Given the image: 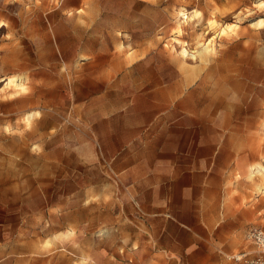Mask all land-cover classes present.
Segmentation results:
<instances>
[{
	"label": "rangeland",
	"instance_id": "1",
	"mask_svg": "<svg viewBox=\"0 0 264 264\" xmlns=\"http://www.w3.org/2000/svg\"><path fill=\"white\" fill-rule=\"evenodd\" d=\"M20 1L0 9V191L5 180L45 195L43 231L62 245L50 251L73 264L121 261L98 215L114 210L109 195L125 213L102 140L112 148L128 115L168 144L202 131L232 146L224 208L255 253L245 233L264 228V0ZM63 214L69 232L51 228Z\"/></svg>",
	"mask_w": 264,
	"mask_h": 264
},
{
	"label": "crops",
	"instance_id": "2",
	"mask_svg": "<svg viewBox=\"0 0 264 264\" xmlns=\"http://www.w3.org/2000/svg\"><path fill=\"white\" fill-rule=\"evenodd\" d=\"M37 1L23 4L29 7ZM3 2L0 0V9ZM182 115L183 121L191 119ZM148 121L125 115L113 147L102 140L105 153L114 159L117 195L125 213L115 195L101 198L114 202V210L100 205L99 231L114 234L109 254L121 260L101 263H231L226 256L243 251L244 246L242 221L233 218V210L224 208L228 173L233 167L232 146L222 145L218 136L202 131L174 135L168 144L161 131L147 128ZM7 182L3 181L0 191V264H73L67 254H53L47 247L52 241L57 247L62 245L58 239L48 241V231H43L50 210L42 203L45 195L27 193L17 182ZM103 187L107 188L105 182ZM33 199L37 205H27ZM52 220H57L53 230L69 232L67 214ZM252 226L261 227L251 225L246 231Z\"/></svg>",
	"mask_w": 264,
	"mask_h": 264
},
{
	"label": "built area",
	"instance_id": "3",
	"mask_svg": "<svg viewBox=\"0 0 264 264\" xmlns=\"http://www.w3.org/2000/svg\"><path fill=\"white\" fill-rule=\"evenodd\" d=\"M245 239L255 247L256 252L252 253L248 250H243L236 254L227 255L226 259L235 264H263L264 230L261 227L252 226L246 231Z\"/></svg>",
	"mask_w": 264,
	"mask_h": 264
},
{
	"label": "bare ground",
	"instance_id": "4",
	"mask_svg": "<svg viewBox=\"0 0 264 264\" xmlns=\"http://www.w3.org/2000/svg\"><path fill=\"white\" fill-rule=\"evenodd\" d=\"M259 26H264V20L262 19H260V23H259ZM207 45L206 46H204V51H206L207 50ZM185 51V53H186V50H184ZM193 56V55H192ZM23 82V81H22ZM7 83H12V84H14V86H16V87H20V86H22V84H21V79H20V81H19V78H16V77H9L8 78V82ZM25 86V85H24ZM21 88V87H20ZM20 88H19V90H20ZM31 117V116H30Z\"/></svg>",
	"mask_w": 264,
	"mask_h": 264
}]
</instances>
